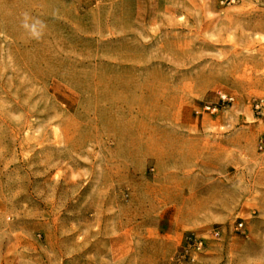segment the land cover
I'll return each instance as SVG.
<instances>
[{
    "label": "rangeland",
    "instance_id": "374dc122",
    "mask_svg": "<svg viewBox=\"0 0 264 264\" xmlns=\"http://www.w3.org/2000/svg\"><path fill=\"white\" fill-rule=\"evenodd\" d=\"M0 264H264V0H0Z\"/></svg>",
    "mask_w": 264,
    "mask_h": 264
},
{
    "label": "built area",
    "instance_id": "2783aa9c",
    "mask_svg": "<svg viewBox=\"0 0 264 264\" xmlns=\"http://www.w3.org/2000/svg\"><path fill=\"white\" fill-rule=\"evenodd\" d=\"M218 98L222 104H230L234 101V97L232 95L222 92L219 93ZM203 109L213 112L217 109V105H204ZM239 226H242V224L240 223ZM197 243L201 244V241L195 242V244Z\"/></svg>",
    "mask_w": 264,
    "mask_h": 264
}]
</instances>
